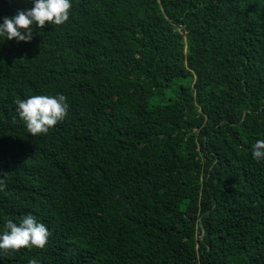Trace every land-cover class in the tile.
<instances>
[{"label":"trees","instance_id":"obj_1","mask_svg":"<svg viewBox=\"0 0 264 264\" xmlns=\"http://www.w3.org/2000/svg\"><path fill=\"white\" fill-rule=\"evenodd\" d=\"M72 5L0 43V228L51 233L0 264H264V0ZM56 93L68 115L30 135L15 99Z\"/></svg>","mask_w":264,"mask_h":264},{"label":"clouds","instance_id":"obj_2","mask_svg":"<svg viewBox=\"0 0 264 264\" xmlns=\"http://www.w3.org/2000/svg\"><path fill=\"white\" fill-rule=\"evenodd\" d=\"M31 8L20 9L14 16L0 18V43L15 39L17 43H29L34 28L46 23L62 26L70 19L72 0H30ZM16 112L30 135L47 134L69 112L68 97L62 93L31 94L16 98ZM251 157L257 163L264 162V138H258L251 148ZM0 194L8 193L7 176L0 173ZM51 233L38 216L28 213L14 221L6 219L0 228V252L20 249H44ZM29 264H38L33 258Z\"/></svg>","mask_w":264,"mask_h":264}]
</instances>
